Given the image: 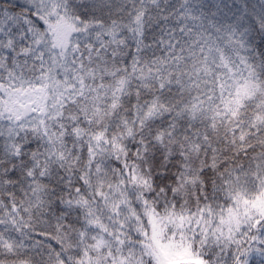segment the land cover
<instances>
[{"label":"snow or ice","instance_id":"1","mask_svg":"<svg viewBox=\"0 0 264 264\" xmlns=\"http://www.w3.org/2000/svg\"><path fill=\"white\" fill-rule=\"evenodd\" d=\"M0 264H264V0H0Z\"/></svg>","mask_w":264,"mask_h":264}]
</instances>
